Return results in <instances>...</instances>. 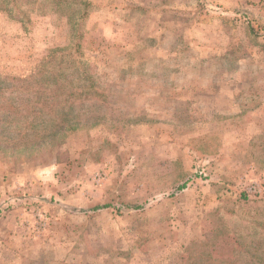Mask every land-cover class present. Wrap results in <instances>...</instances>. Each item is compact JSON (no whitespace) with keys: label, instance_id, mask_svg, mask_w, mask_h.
I'll use <instances>...</instances> for the list:
<instances>
[{"label":"rangeland","instance_id":"rangeland-1","mask_svg":"<svg viewBox=\"0 0 264 264\" xmlns=\"http://www.w3.org/2000/svg\"><path fill=\"white\" fill-rule=\"evenodd\" d=\"M40 70L75 127L0 148V264H264V0H0Z\"/></svg>","mask_w":264,"mask_h":264},{"label":"trees","instance_id":"trees-1","mask_svg":"<svg viewBox=\"0 0 264 264\" xmlns=\"http://www.w3.org/2000/svg\"><path fill=\"white\" fill-rule=\"evenodd\" d=\"M59 75L40 70L27 76H0V148L10 146L15 154H34L40 146L53 144L74 129L72 92L39 93L32 88L37 81L44 85L58 83L62 88ZM46 123L51 128L39 130Z\"/></svg>","mask_w":264,"mask_h":264}]
</instances>
